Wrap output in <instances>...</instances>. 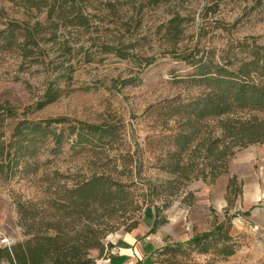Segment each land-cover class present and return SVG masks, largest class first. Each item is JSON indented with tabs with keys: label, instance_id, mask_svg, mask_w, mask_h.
<instances>
[{
	"label": "rangeland",
	"instance_id": "rangeland-1",
	"mask_svg": "<svg viewBox=\"0 0 264 264\" xmlns=\"http://www.w3.org/2000/svg\"><path fill=\"white\" fill-rule=\"evenodd\" d=\"M75 1L87 17L84 26L68 22L73 17L70 12L60 21L57 10L49 18L46 7H28L23 0H0V29L11 20L30 24L39 21L43 27H51L44 33L53 32L57 39L71 36L75 50H82L69 62L73 66L71 79L60 82L64 93L40 109H35V102L53 78L54 66L64 57L48 41L41 44L44 54L33 59L23 58L17 49L0 51V102L8 101L18 116L23 114L30 120L65 118V122L51 126L63 128L67 135L70 124L90 123L114 124L117 133L94 147L74 144L72 134L60 153L43 151L30 160L37 163L35 173L18 174L8 180L0 177V237H22L16 224V197L39 202L55 183L70 186L97 174L122 183L134 182L130 188L136 207L102 218L113 227L102 240L105 245L126 235L143 240L150 236L151 243L159 238L161 245L156 247L181 242L210 229L222 220L226 209L230 215L237 213L231 218L230 232L241 251L238 262L245 258L255 262L257 251V263L264 264V144L236 148L226 173L212 182L190 175L182 190L162 209L160 216L165 222L149 234L154 216L149 183L160 184L170 178L156 163L162 147L157 135L166 133L172 124L166 102L187 100L203 91L201 85L191 81L192 66L177 55L196 45L200 54L225 62L227 56L231 61L242 56L252 42L264 46V0L259 5L257 0H222L219 9L206 18L200 16L203 0ZM64 8L65 13L69 11L67 5ZM175 15L182 21L176 40L166 35L167 22ZM102 44L112 46V50L102 51ZM234 114L263 115L247 110ZM220 118L207 119L202 136L216 133ZM54 172L61 176L54 178ZM232 175L241 181V194L229 195L233 199L229 207L225 186ZM160 188L163 190V186ZM163 193L154 197L155 204H163ZM97 254L92 251V255ZM208 257V253L192 250L175 255L176 260L201 264Z\"/></svg>",
	"mask_w": 264,
	"mask_h": 264
},
{
	"label": "trees",
	"instance_id": "trees-1",
	"mask_svg": "<svg viewBox=\"0 0 264 264\" xmlns=\"http://www.w3.org/2000/svg\"><path fill=\"white\" fill-rule=\"evenodd\" d=\"M23 1L28 7H46L49 18L57 10V18L62 21L65 14L70 12L73 17L68 22L79 26L87 24V17L75 0ZM221 1L203 0L200 16L206 18L210 13H215ZM261 1L257 0L256 4L259 5ZM66 5L69 11L65 13ZM181 24L178 15L169 19L167 37L178 39ZM45 28L51 27H43L39 21L30 24L11 20L0 29V51L17 49L23 58L33 59L36 55L44 54L41 44L48 41L56 47L58 55L64 57L54 66V76L36 100L35 109L54 102L64 93L60 82L71 79L73 66L69 62L82 52L81 49L75 50L71 36L57 39L53 32L44 33L47 31ZM101 49L109 51L112 46L102 44ZM177 57L192 66L191 81L201 85L203 91L187 100L171 99L166 102L172 124L166 133L157 135L162 147L156 163L170 178L168 182L160 184L149 183V198L154 207L149 233L165 222L160 216L162 209L171 197L182 190L183 182L190 175L212 182L226 173L236 148L264 144V46L252 42L247 45L244 54L233 61L228 56L225 62H220L207 53L200 54L196 45L188 52L181 51ZM236 110L260 112L263 115L241 117L234 114ZM219 117L222 118L216 133L202 136L206 120ZM65 121L62 117L30 120L23 114L18 116L15 107L8 101L0 102V177L8 180L18 174L35 173L37 163L30 160L43 151L52 155L60 153L64 141L72 134L74 144L94 147L117 133V126L111 123L70 124L68 135L64 134L63 128L57 130L51 126L52 123ZM197 140L199 143H196ZM53 176L58 178L61 175L54 172ZM133 184V180L122 183L111 176L93 174L70 186L66 183L53 184L49 195L39 202L20 201L16 197L13 199L16 224L22 237L9 245L0 244V264H97L96 259L102 256L104 250H107L104 258L111 257L109 250L112 244L105 245L102 240L113 227H110L109 220L102 218L106 215L105 219H108L113 212L134 205L130 188ZM162 191L163 204H155L154 197ZM230 194L233 197L241 194V181L236 175H232L225 186V200L229 207L233 202ZM224 212L222 220L210 229L157 249L160 263L201 264L175 259L176 254L188 250L208 253V259L202 264H216L235 253L238 243L231 235L230 221L237 213L230 215L226 209ZM94 250L98 252L97 256L92 255ZM166 255L168 257L163 258Z\"/></svg>",
	"mask_w": 264,
	"mask_h": 264
},
{
	"label": "crops",
	"instance_id": "crops-1",
	"mask_svg": "<svg viewBox=\"0 0 264 264\" xmlns=\"http://www.w3.org/2000/svg\"><path fill=\"white\" fill-rule=\"evenodd\" d=\"M152 239L153 238H150V236H147L146 240H143L131 235L122 236L121 238H119V240L113 239L110 242L112 244V247L109 250V254L111 255V257L106 256L105 258H100L99 260H97V264H161L156 250L161 248L163 245L156 247V244L161 245V240L157 238L158 240H156L155 243H151L150 240ZM165 244L171 243L169 242ZM240 258L241 251L239 248L235 251V253L223 258L216 264H259L257 262L260 256L256 251V254L253 257L255 262H247L246 258L245 261L244 259H241V262H238ZM190 262L199 263L194 261H187V263ZM201 262L202 261H200V263Z\"/></svg>",
	"mask_w": 264,
	"mask_h": 264
},
{
	"label": "built area",
	"instance_id": "built-area-1",
	"mask_svg": "<svg viewBox=\"0 0 264 264\" xmlns=\"http://www.w3.org/2000/svg\"><path fill=\"white\" fill-rule=\"evenodd\" d=\"M12 241H13V239L9 236L0 237V244L9 245Z\"/></svg>",
	"mask_w": 264,
	"mask_h": 264
}]
</instances>
